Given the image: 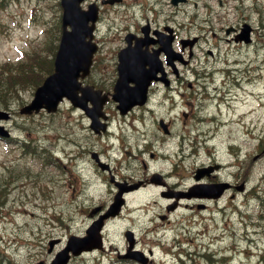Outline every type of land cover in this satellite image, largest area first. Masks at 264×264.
<instances>
[{"label": "rangeland", "instance_id": "1", "mask_svg": "<svg viewBox=\"0 0 264 264\" xmlns=\"http://www.w3.org/2000/svg\"><path fill=\"white\" fill-rule=\"evenodd\" d=\"M0 4L3 5H0V66L7 60L18 61L35 53L46 60L52 57L61 31L60 0H0ZM147 20L152 27L164 31L166 25L173 26L180 38L196 39L189 64L182 68L188 90L201 89L197 72L205 75L204 66L213 76L219 68L217 80L210 79L212 85L218 87L229 81L228 95L233 93L234 105L221 106L219 116L222 115L223 123L215 131L209 127L211 123H206L218 111L212 103L197 109L199 120L188 118L186 123L182 122L176 103L172 110L169 108L170 112L148 109L139 117H133L134 114L125 117L113 108L111 133L117 132L119 140L107 134L96 135L85 115L67 100L55 114H20L19 107L31 99L34 91L22 90L21 98L10 106L16 111L14 117L2 123L10 128L13 139L5 141L0 137V264H35L39 260L46 263L62 247L56 244L49 252L50 239L59 237L65 241L64 246L70 233L85 234L91 217L89 210L78 207L71 196L70 174L76 176L80 172L88 181V194L94 195L96 203L113 195L108 182L112 175L106 173L107 169L93 165L92 151H97L114 171H128L137 178L149 169H168L169 164L179 161L181 171L186 174V185L191 182L196 165L215 158L226 165L223 175L234 179L241 170L247 176L246 187L242 191L233 189V204H225L228 194L219 202L221 206L210 205L206 210L182 204L166 224L159 217L164 202L159 197L160 189H148L146 196L147 188L143 187L129 195L131 200L123 213L108 224L106 248L88 253L73 264L133 263L117 257L128 245L125 237L128 228L134 230L137 248L152 249L151 264H179V261L173 263L168 246L172 240L187 237L197 245L196 263L206 262L199 254L208 249L211 241V248H215L209 251L213 257L210 264H264V0H188L178 5L170 0H123V3L103 5L95 39L99 50L89 80L111 83L116 52L124 45L125 34L135 32ZM244 21L255 28L251 44L236 43L233 34L227 33L228 28L241 26ZM209 50H213L212 54ZM189 53L187 46L186 57ZM227 61L229 64L224 65ZM249 67L253 72L248 71ZM250 74L254 77L248 82ZM226 93L227 90L217 95L226 96ZM155 116L170 120L173 133L167 143L162 145L163 141H158L152 146L159 152V161L146 168L144 161L152 162L150 146L146 151L143 143L153 137L152 132H159ZM201 130L211 137L200 138ZM69 140L76 142L71 144ZM78 153L82 156L79 166L84 170L75 173L80 168L72 164L71 156ZM237 165H243V169ZM138 194L140 198L136 197ZM82 195L83 192L78 198ZM229 196L232 197L230 193ZM222 206H226L224 210L217 209ZM221 232L226 235L218 241L216 237H221ZM224 244L227 251L221 253Z\"/></svg>", "mask_w": 264, "mask_h": 264}, {"label": "water", "instance_id": "2", "mask_svg": "<svg viewBox=\"0 0 264 264\" xmlns=\"http://www.w3.org/2000/svg\"><path fill=\"white\" fill-rule=\"evenodd\" d=\"M81 1L61 0L63 5V30L55 57V71L48 75L43 83L37 87L34 98L21 108V112L31 113L39 111L42 107H46L49 111L55 110L58 102L64 96L69 97L75 105L84 108L87 107V100H94L90 93H97L92 90V87L81 86L78 78L89 72L93 52L96 50L92 38L95 22L98 19L99 6L96 3H91L88 9H84L81 6ZM173 1L177 2L178 0ZM250 30L251 26L245 24L240 33V38L249 41ZM127 39L130 43L131 34L127 36ZM144 42L146 41H137L136 45L129 44L119 53L120 78L116 84L118 91L116 98H119L127 108L138 101L144 100L149 80L154 74L153 69L141 70V65L143 67L145 62H153L157 54L143 51L142 45ZM128 79H133L135 82L134 87L128 88ZM79 89L82 90V95L79 94ZM94 104V107L89 108L87 111L92 117L91 126L97 131L100 127L99 116L102 114L101 103L94 102ZM8 116L7 111L0 110V118H7ZM0 134L8 135V131L3 125H0ZM199 176L197 175V177ZM205 194L212 193L206 192ZM114 210L115 206L113 205L112 213ZM96 224L97 222L88 229V236L84 238L72 236L66 248L58 253L52 264H64L68 258L69 250H73L77 254L83 249L91 248L90 241L94 239L93 234ZM53 243L52 241L51 245Z\"/></svg>", "mask_w": 264, "mask_h": 264}, {"label": "flooded vegetation", "instance_id": "3", "mask_svg": "<svg viewBox=\"0 0 264 264\" xmlns=\"http://www.w3.org/2000/svg\"><path fill=\"white\" fill-rule=\"evenodd\" d=\"M88 1H91V0H88ZM155 30L163 31L162 29H159L156 27H150V30L147 36V40L150 41L147 47L148 51H151L154 47L158 48L160 46V43L156 40L157 33ZM235 32H237V29ZM135 33L137 36H141L142 34L141 26L139 28H136ZM173 33L175 34L174 50H176L178 54H181V56L185 57L186 56L185 47L183 46L181 42V38L176 33L175 28L173 30ZM177 41L179 42V44H176ZM144 47L145 45H143V48ZM157 56H158V59L160 60L161 68L155 74V78L154 80H152L151 85L149 86V96H148L147 103L143 106L142 105L136 106L132 111H130L127 115H125V117H127L128 115H132V114H134L133 117L138 116V115L141 116V114L144 112L145 109L146 110L149 109L151 111H154V109L156 110L158 109L159 110L158 113L170 112L169 108H171L172 110L174 107V104L176 103L177 104L176 106L179 108V112L182 113V118H181L182 121L187 122L188 118L190 119L193 117L195 118V120L196 119L199 120L200 117L197 116V109L202 110L204 108V105L206 104L205 102L206 93H212V91H205L204 89H194L187 93L185 89L186 83H184L185 78H186L185 69L184 70L182 69L183 67L185 68V64L183 62L177 61L176 64H177L178 69H173L169 65L168 59L166 57V53H164V51L161 50V47L158 48ZM163 71H165V73H163ZM111 77H113V81H111L109 85H107L105 82H99L96 80L92 81V83L95 84L96 87L101 88L103 92L109 93L110 91H112L111 89L113 88L115 75H112ZM105 78L106 80L109 79L107 77ZM193 97H196V98L193 99ZM113 108L117 110V103L114 102L113 100H108L105 105L107 114H110L111 109ZM85 117L87 118L88 124H89V118L87 117L86 114H85ZM108 118L110 119V115H108ZM155 118L157 121L159 132L157 133L152 132L154 134L153 137L145 141V143H143V146L146 147V151H147V147L150 146L148 153H150V158L152 162V163H148L144 161L146 168L154 164V162L157 163L156 155L158 151L153 149L152 146L157 144L158 141H163V142L165 141L167 143V139L170 137V135L173 132L171 128V122H170V124L168 123V125L171 131L169 133H162V127H161L159 120L161 118H164V119L166 118L163 116H159V117L155 116ZM109 119H108V124L110 122ZM201 132H204V131L201 130ZM178 135L180 136V134ZM71 159H73L74 160L73 163L76 164L80 168V169H77V171L81 170V172H83L84 169H82V167L79 166V163L82 160V156L79 155L78 153L76 155H72ZM214 162L215 160L208 161L207 163L203 162L201 164L196 165V167L197 166L198 168L206 167L208 165L213 166L215 165ZM92 163L95 166H99L97 161H94V162L92 161ZM109 165L110 167L108 168V171L112 175V177L109 178L108 182L109 184L112 183L111 189H112L113 195H111L109 199L103 201L99 205V208L101 209V211L97 214V216H99L101 213H104V210L107 209L111 205V203L114 200L117 188L119 187L127 191L123 194V197L126 200L129 194L136 192L138 189H142V187L159 188L160 191L162 190L161 194L163 193L164 196H167L166 199L163 198L164 202H162L163 208L165 209H168V207H171L179 203L182 204L183 200L186 199V197L184 196L186 194V189L189 184L186 185V179H185L186 175L185 173L181 171L179 162L177 163L173 162L172 164H169V166L171 165V167L168 169H163V168L149 169L148 173L146 172L145 175H142L138 178L135 177L133 174H129L128 171H126L125 173L118 172L117 170L114 171L110 163ZM154 169H156L157 172H159L160 176H152ZM230 175H233V173ZM134 179H138L137 182H135ZM246 180H247V177L245 174H243L242 171H240L239 173L237 172V174L234 176V179H233L231 176H228V175L224 176L220 174V171H217V169H214L210 175L201 179L200 182L214 183V182L228 181L230 183V186L226 190L225 194L230 193L231 196L234 197L235 193L233 189L240 190L239 187L241 183H245L246 185ZM75 185H78L80 187L78 190L79 193L84 192V189L86 186V182L84 179L77 181L71 178L70 179L71 188H74ZM137 186H139V188L133 189L134 187H137ZM130 189H133V190H130ZM222 197L220 199H222ZM232 197H230L231 200H232ZM75 201L77 205H81L83 208L93 209V207L96 204L93 198L87 197L86 195H84L82 198H75ZM189 201H191L190 203H188L191 207H199L203 205H209L210 203L216 204L219 201V199L190 198ZM163 215H167L166 220H169L170 213L163 214ZM113 219L114 218H108L107 222H111ZM119 257L130 259L129 257L124 256L122 254H120ZM150 262H152V260H150Z\"/></svg>", "mask_w": 264, "mask_h": 264}, {"label": "trees", "instance_id": "4", "mask_svg": "<svg viewBox=\"0 0 264 264\" xmlns=\"http://www.w3.org/2000/svg\"><path fill=\"white\" fill-rule=\"evenodd\" d=\"M52 70V59H41L36 55L28 61L5 62L0 66V106L10 107L26 88H35Z\"/></svg>", "mask_w": 264, "mask_h": 264}, {"label": "bare ground", "instance_id": "5", "mask_svg": "<svg viewBox=\"0 0 264 264\" xmlns=\"http://www.w3.org/2000/svg\"><path fill=\"white\" fill-rule=\"evenodd\" d=\"M92 264V263H91Z\"/></svg>", "mask_w": 264, "mask_h": 264}]
</instances>
